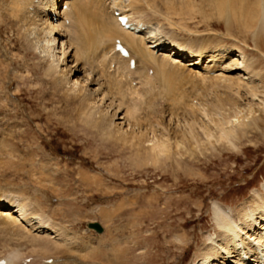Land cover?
<instances>
[{
	"label": "rangeland",
	"instance_id": "obj_1",
	"mask_svg": "<svg viewBox=\"0 0 264 264\" xmlns=\"http://www.w3.org/2000/svg\"><path fill=\"white\" fill-rule=\"evenodd\" d=\"M88 1L86 19L77 34L72 32L70 40L53 35L73 54L56 68L50 66L54 58L44 51V39L33 31L30 18L37 20L42 13L32 15L26 13L27 8H19L16 19L9 15L12 0H0V199L28 204V221L12 223L0 217V258L8 264H46L43 260L49 258H53L51 264H203L200 254L208 244L207 237L215 236L218 229L212 214L214 203L236 209L253 191H263L264 127L249 132L236 148L225 145L180 161L162 157L156 162L154 156L137 152L129 142L100 136L97 124L84 117L82 101L67 88L64 92L57 71L76 60L82 66L77 77L96 72L103 81L105 102L112 98L134 103V132L143 141L154 135L176 137L182 127L187 130V126L198 127L207 120L211 123V116L220 112L215 108L218 102L225 103L227 110V102L235 101L230 85L238 77H246L241 71L243 56L247 66L253 63L247 71L256 79L264 76V56L256 50L251 31L237 33L233 26L227 32L224 19L208 3L196 2L190 9L183 2L189 13L180 4L173 13L174 9L166 8L167 0H158L149 7L141 3L138 9L132 8L133 22L135 12L146 31L153 32L150 41L178 44L192 51L203 49L210 55L221 53L219 72L223 75L207 77L198 69L187 71L170 64L166 70L159 64L161 59L147 60L134 52L136 58L132 55L135 50L123 44L135 62L134 69H129L106 44L114 38L103 26L107 0L103 10L102 0ZM117 8L113 10L120 11ZM69 13L64 19L73 23L72 11ZM25 15L28 18L23 19ZM116 37L121 39V34ZM238 50L244 53L242 58L237 57ZM118 61L126 67L122 75H137V84L130 83L131 94L126 81L116 82L119 75L110 65ZM232 67L239 70L229 72ZM237 101L244 106L245 99ZM201 108L213 114L206 119L200 116ZM188 120H192L190 125L185 124ZM40 218L63 235L40 226ZM90 222L99 223L102 232L89 228ZM27 257L30 261L22 262Z\"/></svg>",
	"mask_w": 264,
	"mask_h": 264
},
{
	"label": "bare ground",
	"instance_id": "obj_2",
	"mask_svg": "<svg viewBox=\"0 0 264 264\" xmlns=\"http://www.w3.org/2000/svg\"><path fill=\"white\" fill-rule=\"evenodd\" d=\"M28 1H30V4H28L29 3ZM103 1L104 0H102V2L100 3L99 0V3L103 5L101 6V8L104 7ZM157 1L158 0H107L108 3L106 2L107 4L104 9L106 10L104 21L102 17H96V19L98 21H103V26L105 28L110 29L114 36V38L109 39V42L107 41L106 43L108 46L109 45L111 46L110 50L112 51V53H115L120 58L124 59L126 62V66L129 69L131 68L128 66V62L130 61V59H134L131 56L132 54L131 50H135L133 51L132 55L135 54L141 55L147 60L156 59L160 61L161 59L159 64L161 65L162 68H165L166 65L170 64L173 66L184 67V69L185 68L188 69L187 71L195 72V70L198 69L199 71H201V74H204L207 77L208 76L211 77L213 75H216V77L217 75L222 76L223 72H219L222 66V59L220 55L221 53L218 54L212 52L213 54L211 53L212 55H210L208 51L203 49L192 51L191 49L184 47L182 45H180L181 47H179L177 46L178 44L173 45L172 43L166 44L162 42H155L152 40L150 41L149 39L154 38L153 32L148 30L146 31L147 26L144 23H142L143 21L140 23L138 22L141 20H139V16L138 14L136 15L135 12H134V22H133V19H131V17H133L131 16L133 9L136 8L138 9L139 8L138 5H141V3L142 4L146 3L147 4L146 6L149 7L151 4L154 5V3ZM86 2L89 1L88 0H12L13 7L11 8L12 11H10L9 15L12 16L13 18L19 19L20 17L18 15L19 8L20 9L27 8V11L25 10L26 13L30 12L32 15L35 14L37 15V13H42L39 19L37 20H34L35 17L30 18L34 25L33 31L35 32V35H37L38 38L44 39V43H46V47H44V51H46L48 54L51 53L50 56L54 58V60L51 61L50 66L57 68L59 63L61 62L63 63L64 61L63 59L65 58L67 59L68 57L72 58L73 54H70L69 48L67 46L64 47L66 44L64 41L57 40V37L53 35H59L62 37L64 36L66 40L68 39L70 40L72 38L71 36L72 32H75L77 34L76 30L78 27L81 26L83 21L86 19L85 14H87L86 12H88L87 11L88 3L86 4ZM183 2L186 5H190V9L191 6L196 5V2L206 5L208 3V5H210L213 8V11H215L216 13L218 12L217 14H219L224 19L225 29L227 32H229L233 26H234L233 29H235L237 33H241L242 31L245 32L251 31L252 33L251 38L252 40H254L256 50L258 49L259 52H262L263 55L262 54L261 55L264 56V0H183L178 2H175V0H167L166 5L168 6H166V8L169 10L174 9L172 10L173 13H175L176 11L178 12L180 7L182 8V10L186 11V9L189 6H187L186 9H183L186 6L185 5L184 7H182L181 4L184 5ZM164 3L165 2H163V5H165ZM33 4L35 6H33ZM179 4L180 7L178 8L176 7L177 8L176 9L175 6ZM116 5L119 6L117 10H120L118 12V15L125 18L127 20L126 22L130 24L133 27V29H126L117 22V18L116 16H114L115 10H113V8L116 7ZM63 6H65V8L61 9ZM108 9L111 11H109ZM71 11H72L73 23L71 22L69 23L73 25L68 26L69 23H67V21L64 19V15L69 12L71 13ZM187 12L188 11H186L185 13ZM70 13L69 15H71ZM27 15H25L26 17H23V19L28 18ZM167 17H169V14ZM118 33L121 34L122 40L119 37H116ZM46 35L47 37H49V40L46 39ZM116 40H119L122 44L127 45L128 47L129 46L132 47L131 50L129 49L130 47L127 48L130 50L129 58H123L117 52L114 51V46H115L114 44ZM146 42H148L149 44H147ZM148 47L149 48L153 47L154 48L153 52H150ZM232 48L235 51H237L236 47H232ZM134 52L136 53L134 54ZM153 53H155L156 58L153 55ZM242 53L243 52L241 50H238L237 57L242 58L244 54ZM183 56H185L187 59H184ZM244 57L245 55L243 56V58ZM243 58L240 62L242 64L241 71L243 70V73L246 75V77L245 78L238 77L236 82L230 85L231 90L233 91V95L235 96V101L233 100H230L229 102L225 101L229 103V108L227 110H225L224 107L225 103L223 104L218 102L215 108L220 112L217 113L216 112L217 110L215 109L214 111V113L216 112L214 114L215 117L210 115L213 113L209 114L211 116L210 118L211 123L209 122L211 125H209V123L207 122L209 120H207L205 122H207L208 124L207 123L203 124L205 123L203 122L198 127L194 125L193 127L196 128L187 126L188 127L187 130L186 127L184 130V127L181 126L183 128V131H180L181 132L180 135H177L176 137L173 136L174 138L173 137L170 138L169 135L167 134H165L164 137L163 136L154 137L155 136L154 135L151 138H147L143 141L140 140L139 138L140 135L137 136V133L134 132V124H135L134 103L131 105L130 104L127 105L123 101V99L117 101V100H113L112 98H110L108 102H105L106 100L104 98L106 96V91H104L103 89L104 87L102 83L103 81L99 80L98 76L96 77V72H94L93 74L92 71H89V73H87L86 76H84L83 78H81V76L77 77L75 74L81 71L82 66L79 67V65L76 64L77 63L76 60L75 61L73 60L74 62L69 66L65 65L64 68H60L59 70L56 69V71L58 70L57 74L58 76L61 77V82L64 83L63 86L65 87L63 89L64 92L65 89L67 88L70 95H73L74 98H78V100L82 101L84 117L88 122L95 123V125L97 124L96 126L99 127V132H101L100 136L102 134V136L105 135L104 137H108L110 139L113 138L114 140L117 141L120 140L123 142H129L132 146L136 147L135 150H137V152H143L147 154V156L148 155L154 156L155 159L153 160H155L156 162L159 160V158L162 157H166V160L172 158L180 161L185 157H195L197 155H202L203 153H205V151H210L211 149L217 150V148L219 149V147L225 145L230 146L232 148L233 147L236 148L237 143L243 137L248 135L249 132L251 133L253 130H257L264 127V76L263 77L259 76L256 79L254 74L247 71L249 66L251 65L253 66V63L252 64L250 63V65L247 66V62L244 61ZM141 61L143 63L142 59ZM112 64L114 66V69L116 70V73H118L119 75L118 78H116V82L118 81V84H121L126 81V83H124L125 86L127 85L126 90L128 94H131L134 88H132L130 82L127 81L129 74L122 75L125 65L121 61L116 62L115 65L112 62L110 65L111 67H113ZM158 67L160 66L157 65V68ZM235 70H239V68L232 67L231 70L229 69V72H234ZM146 79H148L147 75H146ZM92 85H95L96 87L94 89H90L89 86ZM126 90L123 89V92H125ZM238 98L245 99L244 102L245 104L243 107L240 106V104H238L237 101ZM100 106H104V108L101 109ZM210 107H212V104L210 105ZM201 109H202L201 114L199 113L200 116L201 115L205 116L207 119V116L209 115L207 114L206 109L205 108H201ZM118 119L122 122L116 123L115 121ZM189 121L190 120H188V122ZM191 122L192 120L190 121V123H185V124L190 125ZM123 124L124 126H122ZM175 127L173 129H175ZM176 131L178 130L176 129ZM144 137H146V134ZM134 139H139V140L135 142ZM32 173L34 174V172ZM41 178L39 177V179ZM218 203H214V205L212 206L213 219L218 229L215 231V236L209 235L207 237L208 244L204 248V250H202V254H200L202 258V263L203 264H264V188L263 191L259 189L253 191V193H251L248 199L242 202L238 206L239 208L236 209H232L229 206H228L229 208L228 207L226 208V206L222 207V205ZM27 205H28L27 202H23V201L10 202L7 199H0V217L6 218V220L11 221L12 223L21 222L25 220L28 221L27 213L25 211L27 210L26 209ZM39 207H37V209H40ZM15 213H17V216L12 215ZM40 219H41V221H39L41 222L40 226H43V228H46L48 230H54V233L58 231V229L55 230L53 229L52 226H50L49 223L51 222L49 223L45 222L47 219L46 220L44 219L45 221L42 220V218ZM3 257H5V255ZM14 258L16 259V257ZM10 260H11V256H10ZM11 263H13V261H11Z\"/></svg>",
	"mask_w": 264,
	"mask_h": 264
},
{
	"label": "water",
	"instance_id": "obj_3",
	"mask_svg": "<svg viewBox=\"0 0 264 264\" xmlns=\"http://www.w3.org/2000/svg\"><path fill=\"white\" fill-rule=\"evenodd\" d=\"M88 227L94 229V230L97 231L98 233L102 232V227H101L100 224L97 223V222H90V223L88 224Z\"/></svg>",
	"mask_w": 264,
	"mask_h": 264
}]
</instances>
